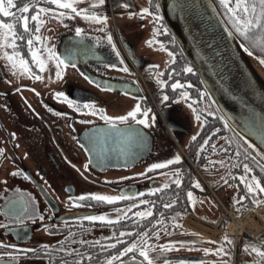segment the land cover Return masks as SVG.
Wrapping results in <instances>:
<instances>
[{"label":"flooded vegetation","instance_id":"flooded-vegetation-1","mask_svg":"<svg viewBox=\"0 0 264 264\" xmlns=\"http://www.w3.org/2000/svg\"><path fill=\"white\" fill-rule=\"evenodd\" d=\"M214 2L222 12L218 6L219 0ZM128 3L130 6L125 7L121 0H104V4L95 6L93 10L106 14L108 19L107 22H96L93 28L95 31L89 35L85 27L87 20L79 13H73L71 17H64L62 20L49 15L54 22L63 24L54 31L57 39L54 44L56 51L65 55L66 49L73 50L65 67L69 69L70 80L62 82L59 86L53 83L46 85L45 81V76H51L55 67L41 72L33 64V72L43 76V79H35L36 83L32 78L26 80L24 74H13L10 64L0 56V149H3L0 152V240L5 241L4 245H0V253H3L0 255V264H58L61 259L71 264L73 254L60 251L65 247L75 248L81 254L85 250L91 251L92 264H102L105 256L114 251L118 252L145 231L157 246L150 249V255L154 256L156 264H177V261L180 264L185 261L188 264H211L213 260L217 261V264H223L226 259L230 264H249L255 254L245 251L243 244L257 243L264 239V203H254L251 193L239 201L242 207L233 203V198L244 195L246 188L236 175L237 172L243 171L242 168L228 167V161L239 141L242 151L246 148L252 153L247 163L264 183V171L260 167L264 164L263 157L243 144L228 123L225 125V119H221L223 116L209 98L202 82L195 80L191 76L192 72L185 70L187 62L180 56L181 50L170 31H164L162 37L165 45L176 52V59L160 74L162 79L167 81L165 86L162 88L154 78L153 90L147 81L135 78L133 71L137 72L139 65L150 69L153 65L144 55L138 54L137 46L131 39L128 40L120 34L117 26L116 30L115 26L111 25L115 9L132 10L137 7L135 0H128ZM77 6L91 7V0H78ZM160 24L163 30L167 26L163 17ZM77 26L83 29V36L76 33ZM103 32L105 36H102ZM109 34L111 40L108 39ZM20 50L29 57L31 64V53L28 52L26 44H22ZM40 51L45 53L42 48ZM48 63L53 64V61ZM110 64H115L116 67H111L112 72H107ZM188 73L191 77L189 79ZM175 79H180L182 83L184 80L190 81L186 88L194 98L199 96L200 89L205 90L206 101L201 97L195 105L187 103L202 109L207 123L203 122V127L193 134L196 135L195 140L192 139L193 135L188 133V128L184 127L187 134V137L182 138L184 144L173 137L174 146H169L168 151L163 153L158 150L155 154L158 161L179 153L183 157L181 161H174L147 172L144 171L146 167L141 172L138 163L152 154L155 142L153 135L144 125L138 122L135 124V127L143 132V139L139 140L122 128L123 124L132 125L133 121L110 125L105 120L94 119L87 110L77 111L67 100L55 95L56 92L62 91L80 102L94 101L97 108H104L109 115L121 113L120 110L127 112L129 102L140 99L142 107L152 106L153 110H157L164 118L167 117V122L170 121L174 127L183 129L172 116L170 109L177 100L176 96L182 95L179 88L171 87ZM75 80H78V83L70 85V82ZM164 93L168 96L167 100L164 99ZM60 103L64 106H59ZM204 104L207 108H203ZM212 112L217 115H211ZM105 126H110V129H104ZM94 127L99 129L92 131ZM204 138L208 139L209 144L205 145V150H201L199 144L203 143ZM228 139L233 140L231 145L227 144ZM150 141L152 145L149 153L140 158L142 153L149 149ZM212 142L220 145L224 151L217 149L213 152L210 147ZM228 148H231L232 152H228ZM213 160L223 163L213 164ZM85 164L88 165L87 168L84 167ZM176 168L181 169L180 184L175 183ZM17 170L22 171L18 173ZM24 172H27L28 176L23 175ZM135 173H143V176L134 175ZM193 180H198L201 186H197ZM165 182L167 188L160 192H144L145 188L159 187ZM189 190L193 193L192 199L188 197ZM123 191L139 192L142 195L125 196L121 201L99 203L87 197L75 204L68 199L70 196L79 197L82 192L118 195ZM260 195L264 196V193ZM170 197L177 203L171 204ZM14 198H22L23 207L21 200L5 210V205ZM138 200L150 201L151 216L141 219L131 215L132 212L148 207L137 204ZM130 204H135L136 207L130 208L128 218L121 221L109 223L87 220V216L100 212L119 215L113 209ZM166 204L171 206L166 208ZM41 214L43 219L40 218ZM77 217L84 219L77 220ZM161 217V224L153 223ZM173 219L178 221L176 225L172 224ZM133 227L136 232L128 234L127 239H121L114 248H108L106 241L100 239H112L114 230ZM21 228L24 230L20 233L10 232L11 229ZM154 230H159V234L153 235ZM225 234L233 238L231 244L223 241ZM166 241L177 243L167 250L161 249L159 246ZM217 242L227 245L225 251L231 252V255L223 256L216 252L204 251L205 248L219 247ZM45 243L51 245L52 249L44 251L40 248L27 254L20 252L18 256L8 255L18 251L10 247L12 244L37 249ZM35 253L38 255L34 256ZM129 255L126 253L119 259L124 260ZM131 255L140 256L138 252ZM87 261L88 257L85 256V260L78 264H87ZM128 264L135 262L128 260Z\"/></svg>","mask_w":264,"mask_h":264},{"label":"snow or ice","instance_id":"snow-or-ice-1","mask_svg":"<svg viewBox=\"0 0 264 264\" xmlns=\"http://www.w3.org/2000/svg\"><path fill=\"white\" fill-rule=\"evenodd\" d=\"M78 0H0V56H2L7 63L10 64L11 70L18 73H25L27 75L33 76L36 79H43V76L39 73L33 72L32 65L34 64L37 69H40L41 72L45 67H47L48 62L54 61L56 64V77H61L64 74V68L67 66L68 57L72 55V49H66L65 55H61L58 51H56L55 46L47 43L46 37H44L40 29L45 24V15L54 16L58 20H62L64 17H71L73 13H79L84 16L86 19H91L95 21H103L107 22V15L103 13H99L95 10V6L104 4V0H91V7H78ZM125 7H129L128 0H121ZM52 5L49 7L48 5ZM219 8L222 9L220 15L225 20V26L229 28L230 34L235 33L240 34V36L253 44L259 46L264 53V0H219ZM160 4L159 0H150L148 6L141 7L139 9V13L141 16L144 14H150L154 21L159 23L162 20V16L159 12ZM31 10V11H30ZM129 15H133V13H129ZM76 33L81 36L84 35L83 29L79 26L75 29ZM154 32H157L158 29L154 28ZM164 31L167 32L169 29L167 26L164 27ZM108 39L111 40V34L108 35ZM39 42V43H36ZM151 42V40H150ZM22 44H26L28 52L31 53V64L29 62V57L25 56L21 49ZM113 47L115 45L113 44ZM247 47V46H246ZM43 49L47 55H43L40 49ZM251 51V48L247 49ZM170 62L171 60L176 59V52L170 51ZM119 55V52H117ZM261 63H264V54L260 57ZM109 67H116L115 64H110ZM127 66L125 65V71H127ZM185 70L188 72H193L195 69L193 68L191 63H187L185 65ZM175 72V69H173ZM157 80L160 86L163 88L167 81L160 79V74L157 73ZM190 84V81L184 80L183 83L180 79H175L171 83V87L173 89L179 88L182 92V95L176 96L177 100L186 99V102H191V104L195 105L196 101L205 95V90H199V96L193 97L186 86ZM57 98H62L68 101L70 105L75 107L77 111L87 110L89 112H93L96 115H102L103 119L108 122L110 125L119 124L120 122L133 121L132 125L123 124L122 128L129 132L130 135L135 138L142 140L143 132L138 127H135V124L138 122L139 124H149L150 119L154 121V114L150 117L149 113L151 109L147 106L141 107V103L139 100L137 103L131 107L127 112L122 115H109L104 108H97L94 101H77L72 99L66 93L62 91H58L55 93ZM164 99L167 100L168 96L166 93L163 94ZM210 95V94H208ZM195 110V118L197 121L202 119V109L194 108ZM139 114V115H138ZM211 115H217L216 112H212ZM204 123H207V117H203ZM221 119H224L221 117ZM227 120H225V125H227ZM203 127V124L201 125ZM213 131H219V129H213ZM193 140L196 139V135H193ZM244 140L247 141L248 145H250L251 149L255 150L256 153L259 154L260 157H264V151H261L255 143L251 140H248L247 136L244 137ZM233 143L232 139L227 140V144L231 145ZM209 144L207 138H204L203 143L199 144V148L201 150H205V145ZM211 150L215 152L217 149L224 151L223 148H220V145L212 142ZM3 149H0L2 152ZM228 152H232L231 148L227 149ZM252 153L248 151V149L241 150L240 143L237 141V147L235 152L232 153V158L228 161V167L230 168H242V172H237L236 175L239 176V179L243 182L244 187L246 188V193L244 195H240L238 198H233V203H236L238 206L239 201L244 200L247 194H253V202L256 204L264 203V196H261V193H264V183L261 182V177L257 176L252 167L247 163L248 159L251 157ZM183 157L177 153L172 155L169 159H163L151 162L147 164L145 168V172L149 170H156L172 164L174 161H181ZM213 164L220 163L223 161H212ZM87 164L84 165L87 168ZM261 170L264 171V164L260 165ZM22 170H17L19 173ZM175 172V183H181V169L176 168ZM159 175L160 173H156ZM23 175L28 176L27 172H24ZM134 175L143 176V173H135ZM30 178V177H29ZM123 179V178H120ZM193 183L197 184V186H201L198 180H193ZM167 188V182L162 183L159 187H148L144 189L146 193H157L162 189ZM141 196L142 194L139 192H131V191H123L118 195H109L102 192H82L79 197L70 196L68 199L73 203H77L87 197L89 200H94L96 202H115L121 201L125 196ZM189 199L193 198V193L191 190L188 191ZM171 199V204H176L177 201L175 199ZM194 203V200H193ZM137 204L148 205V207L143 208L142 210L132 212L131 215L136 218H143L147 216H151L152 214V206L150 201L148 200H138ZM171 204H166L165 207H170ZM135 204L124 205L121 208H115L113 211L118 212L119 215H109L105 212H100L99 214H92L87 216V220L89 221H107L109 223L121 221V219L128 218L129 209L135 208ZM40 218L43 219V215H40ZM77 220H83L84 217H77ZM163 222V217L155 220L153 223L161 224ZM178 221L176 219L172 220V224L176 225ZM152 224H149L151 227ZM136 229L127 228L124 230H114L112 232V239H108L106 237H101L107 243L108 248H114L118 245L121 239H127L128 234L135 233ZM159 230H154L153 235H158ZM119 237V239H117ZM207 239V238H205ZM233 238L229 235L225 234L223 236V241L232 243ZM98 242V241H97ZM82 243H89L87 241H82ZM176 241H166L164 244L160 245L161 249L167 250L174 245H176ZM195 243V242H193ZM219 243V247L217 248H205L204 251L207 252H216L219 255L229 256L231 252H226L225 245L222 242ZM5 241L0 240V245H4ZM13 249H17V252L8 253L10 256H18L20 252L27 254L29 251H38L42 248L44 251H49L52 249V246L45 243L39 246L37 249H28L25 246L12 244L10 245ZM156 244L148 238L147 231L137 235L136 239L128 242L124 247L120 248L118 252L114 251L111 255H107L103 258L102 264H113V262H117V264H128V260H132L135 264H156L155 258L153 255H150V249L156 248ZM243 249L245 251H250L254 253V259L249 262V264H264V239H261L257 243H248L245 242L243 244ZM64 253L73 254L71 256V264H78V262H83L85 260V256L88 257L87 264H92L93 253L91 251L85 250L83 254L77 252L75 248H62L60 250ZM138 252L140 256L131 255V253ZM126 253L130 255L121 260L119 257L125 256ZM3 255V253H0ZM58 264H68L67 260L61 259L58 261ZM177 264H180L177 261ZM184 264H188L187 261ZM197 264H202V262H197ZM211 264H217V261H211ZM223 264H230V262L226 259Z\"/></svg>","mask_w":264,"mask_h":264},{"label":"water","instance_id":"water-1","mask_svg":"<svg viewBox=\"0 0 264 264\" xmlns=\"http://www.w3.org/2000/svg\"><path fill=\"white\" fill-rule=\"evenodd\" d=\"M159 4L170 33L220 114L243 140L247 136L264 151V79L246 58L252 55L264 70L259 57L247 50L249 47L234 31L230 34L214 0H159ZM103 128L109 130L110 126ZM96 129L99 127L92 131ZM151 145L152 141L140 158L149 153ZM21 200H10L5 210ZM23 228L10 232L17 234Z\"/></svg>","mask_w":264,"mask_h":264},{"label":"rangeland","instance_id":"rangeland-1","mask_svg":"<svg viewBox=\"0 0 264 264\" xmlns=\"http://www.w3.org/2000/svg\"><path fill=\"white\" fill-rule=\"evenodd\" d=\"M150 3V0H135V5L137 6L135 9L132 10H126L125 8H117L115 9V14H113L114 21L111 25L115 26L116 30L117 27L119 28V33L122 34L124 37H126L128 40L131 39L137 46V52L139 55H144L145 59H148L153 67L147 68L145 66L139 65V69H137L138 74L140 77H138L137 72L133 71V75H135V78L140 81H147L151 88L154 90V78L157 80L156 74H161L165 67L170 64L173 60L170 62V51L172 50L169 46L165 45V40L162 37V34L164 30L162 29V24L157 23L153 20L152 16L150 14H144L143 16L140 15L139 9L144 6H148ZM133 13V15H129V13ZM45 24L41 27L40 32L41 34L48 38V43L51 45H54L57 42V39L54 36V31H56L59 26H63V24L54 22V20L49 16L48 14L45 15ZM84 19H86L84 17ZM85 21V27L87 29V35L90 33H93L95 30L93 29L94 26H96L95 20L86 19ZM72 27H75L73 25H70ZM117 26V27H116ZM113 28V27H112ZM158 29L157 32H154L153 29ZM73 31V30H72ZM105 33H102V36ZM93 37V36H92ZM151 40V42H150ZM175 52V51H174ZM43 55H47L45 52ZM52 67H55V71L51 73V76L46 75L45 81L46 85H49L53 83L55 86H59L62 82H67L68 80V73L69 69L64 68V74L61 77H56V64L53 61V64L47 65L43 70H48ZM107 72H112L111 67H108ZM13 74H16V72L13 71ZM24 77H26V80H35L36 78L29 76L25 73ZM126 77V76H125ZM74 80V78H71ZM160 79L162 77L160 76ZM37 83V80H35ZM78 80L71 81L70 85L77 84ZM145 93V92H144ZM186 99L181 100H175L173 104L170 106V109L172 111V116L177 120L179 124L183 127L177 128L174 127L172 123L167 122V117H163L157 110H153L151 106L152 113H149V116L151 117L153 114L155 116L154 121L150 119V123L144 125L147 131H149L153 137L155 142V148L150 154V156L142 158L141 161L138 163V167H140V171L142 172L144 168L147 166V164L157 161V152L162 151L166 152L169 149V146L175 145V140H178L179 143L184 144L183 139L187 137V134L184 132V127L188 128V133L190 135L195 134L198 132V130L201 128V125L204 122L203 115L202 119L200 121H197L195 118V110L193 105L188 104ZM203 101H206L205 97H202ZM138 99H134L129 102V109L133 107L137 103ZM139 102L141 103V100L139 99ZM59 106L63 107L64 105L62 103L59 104ZM207 108L206 105L204 104ZM142 107V105H141ZM143 108V107H142ZM110 110V109H109ZM121 113L113 114V115H122L125 113L124 111H119ZM91 117H94V119L98 120H104L102 116H97L93 112H89ZM110 114V113H108ZM112 115V114H111ZM89 116V118H90ZM170 129V131H169ZM173 136H172V135ZM188 134V135H189ZM174 137V138H173ZM183 138V139H182ZM19 182V181H17ZM17 184V183H15ZM17 186L22 187L21 185L17 184Z\"/></svg>","mask_w":264,"mask_h":264},{"label":"trees","instance_id":"trees-1","mask_svg":"<svg viewBox=\"0 0 264 264\" xmlns=\"http://www.w3.org/2000/svg\"><path fill=\"white\" fill-rule=\"evenodd\" d=\"M237 34V33H236ZM237 36L249 47V48H251L252 49V51L258 56V57H260L262 54H260L259 52H262V50L259 48V46L258 45H256V44H253V43H251L250 41H248V40H243L238 34H237ZM264 54V53H263ZM180 56H182V59H183V61H186L187 63H189V61H188V59L186 58V56L182 53V52H180ZM260 59V58H259ZM261 61V60H260ZM263 65H264V63H262ZM192 74L193 75H191V76H193V78L195 79V80H197V81H200V79H199V76H198V74H197V72L196 71H193L192 72ZM190 75V73H188V76ZM188 79L189 78H191L190 76L189 77H187ZM236 135H237V137L241 140V142L243 143V144H245V145H247V146H249L237 133H236ZM250 147V146H249ZM251 148V147H250ZM253 150V149H252ZM253 151H255V150H253ZM263 159H264V157H263ZM34 256H37L38 254H33Z\"/></svg>","mask_w":264,"mask_h":264},{"label":"bare ground","instance_id":"bare-ground-1","mask_svg":"<svg viewBox=\"0 0 264 264\" xmlns=\"http://www.w3.org/2000/svg\"><path fill=\"white\" fill-rule=\"evenodd\" d=\"M247 60L249 62V64L252 66L253 69H255L256 71H258V73L260 74V76L264 79V70H262L257 62V59L255 57H253L252 55H247ZM250 212V211H249ZM245 216V215H244ZM244 219V217H243ZM242 219V220H243ZM234 225V224H233Z\"/></svg>","mask_w":264,"mask_h":264}]
</instances>
